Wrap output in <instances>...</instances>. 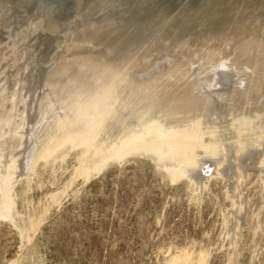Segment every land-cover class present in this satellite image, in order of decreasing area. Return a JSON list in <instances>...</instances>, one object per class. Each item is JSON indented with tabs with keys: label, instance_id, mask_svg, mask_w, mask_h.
<instances>
[{
	"label": "rangeland",
	"instance_id": "obj_1",
	"mask_svg": "<svg viewBox=\"0 0 264 264\" xmlns=\"http://www.w3.org/2000/svg\"><path fill=\"white\" fill-rule=\"evenodd\" d=\"M252 39L264 45V0H0V118L32 115L29 131L62 114L9 144L11 160L33 149L0 220V264H264V137L233 120L248 135L264 122V66L246 89L230 68ZM106 63L165 104L191 90L195 116L161 131L160 103L138 124L149 141L107 156L122 143L100 141L109 126L58 101ZM175 69L182 82L162 94Z\"/></svg>",
	"mask_w": 264,
	"mask_h": 264
},
{
	"label": "bare ground",
	"instance_id": "obj_2",
	"mask_svg": "<svg viewBox=\"0 0 264 264\" xmlns=\"http://www.w3.org/2000/svg\"><path fill=\"white\" fill-rule=\"evenodd\" d=\"M254 33H256V32H254ZM248 37H249V35L247 36V38ZM240 39H239V41H240ZM254 39H255V37H254ZM254 39H252L253 41L252 40L247 41V44L245 46H243L242 48H240V50L238 51V54H237L238 59L235 60V62L233 63L232 66H230V68L232 67L231 69L233 70L234 73L242 75L241 77L245 83V86H243L242 89L249 88L248 86L250 85L249 83L251 82V79H252L251 74L253 73V71L260 69L262 66H264V61L261 60V58L264 57V45L261 44V41H255ZM207 41H206V44H207ZM204 42H201L200 44H202ZM243 43H242V45H243ZM262 43H264V42H262ZM200 44H198V45H200ZM217 44H219V43H217ZM234 44L236 45V43H234ZM202 46H204V45L202 44ZM204 47H206V45ZM232 47H233V45H232ZM233 48H235V47H233ZM233 48L231 51L234 52ZM89 58H91V57H89ZM106 64H107L106 66L103 65L104 66L103 68L101 67L102 69L99 68L100 71H98V72L102 71L101 72L102 75L95 74V71L93 72L92 70L89 71L90 72L89 74H86L85 72L82 73V75H81L82 78H89L91 76L93 78L95 75L96 78H93L91 80V82L90 81L84 82V79L82 81V80H80L79 77H77L73 81L80 80V82H78L79 84L76 83L77 85L74 84V86H73L74 82L72 81L71 84L65 85L63 90L60 91V93L58 94V97H59L58 101L61 102V104L64 106L65 110L67 109L70 113H72L71 115L74 114L75 117L77 115H84V114L87 115V117L89 118L90 121H94L93 124H94L95 128H98L100 126V124H104L106 127L109 126L106 129L107 130L106 133L102 129L104 131L105 137L101 138L100 141H105L106 144H113V145L117 144L118 141L122 142L120 145L112 148L110 155H107L110 157H113L114 155H116L115 157H119V156H117V154H119L120 151L122 153L123 152L125 153L126 151L128 152V151H130V149L143 146L144 143L149 141V136H150L149 134L151 132L150 129L148 131L149 134H147L148 135L147 139H140L138 133L140 131H142L143 128L138 124L140 121H142L144 119V117L146 115H148L150 112L157 109L159 107L160 103H164L166 101V100H164L165 96H162V94H166L167 91H170L169 88H171L170 87L171 84L174 85L175 83H181L182 82V81L178 80L179 77L182 78V76H181L182 71H178L177 69H175L177 71L173 70L175 73L172 72L174 74V77L171 76V77L165 78L164 79L165 81L160 80L158 82L159 86L157 87V89L158 90L164 89L163 90L164 92H162V94H161L162 97L157 100V99H154V96L156 94H154V93L152 94V92L150 93L149 90L146 91L144 93V95H142L144 89L141 88V84L144 81H141V80L137 81V83L141 82V84L133 86L135 84L133 83V76L132 75L124 74L126 72L121 74L122 72L119 73L115 70L110 71V69H113V67L111 68V66H110L109 67L110 69L106 68V67H108V65L110 63H106ZM179 64L181 65L182 63L180 62ZM244 68H246L247 71H245ZM78 72H80V70L77 71V73ZM219 72H220V69H219ZM253 74H255V73H253ZM87 75H91V76H87ZM180 85H179V87H177L178 89L181 88ZM262 85H264V83H262ZM155 89H156V87H155ZM180 91H181V89L177 90L176 95L172 92H169V96L170 95L172 96L174 94V98L170 99L168 104L164 103L163 105H160V107H162L160 109L164 110V111L159 112V113H161V116H159L160 114L158 115V117H161V118H158V120L161 123L159 130H161V131L163 129L166 130V127H168L170 125L172 120H176L177 122H180L187 117L195 116V114H196L195 112L187 113V110H190V108H192L191 102H188V101H190V99L195 98L196 95H194L191 90H190L191 92L189 90H187V92L185 94L182 92L180 93ZM159 93H160V91H159ZM230 94H232V93H230ZM241 94H243V91L240 92V89H238L237 93L234 92L232 95L237 96V95H241ZM255 94H257V93H255ZM255 94H254V96H255ZM217 95H219V94L216 93V96ZM218 104H221V102L215 103V104L213 102V110L215 112H217V111L221 112V108L218 110L217 107H215ZM58 106L59 107H53V108L49 109V111H47L45 113L43 112L44 115L48 114V120H46V121H47V124L49 125V127H47V128L45 125L44 126L42 125L43 127H41V129L38 126L39 128L37 127L35 130L31 129V130L27 131L26 128H28L29 126L28 127H24V126L26 124L27 116H29L28 114L25 115V118L22 116L21 120H17L16 122H12L10 119H8L6 114H5L6 117L4 116L5 117L4 119H1L2 117L0 118V220L5 219L7 214L9 213V208H8V203H7L8 202V193H9L10 189L13 187L14 180L21 174V172H23V169L24 170L27 169V166L31 160L30 157L32 155L31 153H32V149H33L32 146H27L26 141H24V143L22 142L23 150L21 148L22 151L17 150L16 153L13 151L15 153V155L13 156V158L11 160L12 150H10L11 148H8L9 144L14 145L15 141L18 140L17 136L22 134V133L25 134L26 136L33 134V133L35 135H37L38 132L40 131L42 134V135H40V137H41L43 135H46V133H48V132L55 131L57 129L56 127H57V124L59 121L58 118L60 116H62V114H60V105H58ZM41 111H42V109H41ZM210 111H212V108ZM253 111H255V109ZM256 112H257V110H256ZM251 113H249V114H251ZM39 115H41V114H39ZM29 117H32V115ZM71 117H73V116H71ZM37 119H39V118H36V120ZM92 119H95V120H92ZM205 119H207V118H205ZM257 119H258L259 123H262L259 126L260 128H256V130L254 131L253 134L248 135L249 133L248 134H246V133L241 134L239 132L240 129L241 130L245 129V127L247 125L245 123V119H243V118L242 119L241 118L235 119V117H234L233 120H234V122L236 121V123L238 125L236 127V131L238 132L237 134L247 136V137L249 136L252 139H257L260 136L264 137V122H261L262 121L261 116L260 117L258 116ZM36 120H34V122ZM40 120H39V122H40ZM201 121L202 120H199L200 123H201ZM204 121L207 122L206 120H204ZM258 121H257V123H258ZM147 122H148V120H147ZM11 126H13V127L11 128ZM142 126L144 127V125H142ZM232 128L234 129L235 126L233 125ZM21 130H22V133L20 132ZM123 130H125V136L122 139H119L116 141V137H118L119 133ZM226 130H227V128H226ZM228 130L231 132L230 129H228ZM252 132H253V130H252ZM231 136H232V134H231ZM237 136H239V135H237ZM156 137H157V135H156ZM39 140H41V138ZM156 140H157V138H156ZM238 140H239V138H238ZM238 140H236L235 142H237ZM152 141H153V139H152ZM16 143L14 146H16V148H17ZM262 143H264V141H262ZM18 145H19V143H18ZM33 146H34V144H33ZM39 146H40V144H39ZM11 147H13V146H11ZM36 147H38V146L36 145ZM16 148H14V149H16ZM106 157H104L103 159H106ZM7 158H9V159H7ZM101 162H102V160H101ZM102 163H104V161ZM181 170H183V171L186 170V167H183ZM181 170H180V172H181ZM189 174H190V176H193L194 174L198 175V173L197 172L195 173V171L194 172L190 171Z\"/></svg>",
	"mask_w": 264,
	"mask_h": 264
}]
</instances>
